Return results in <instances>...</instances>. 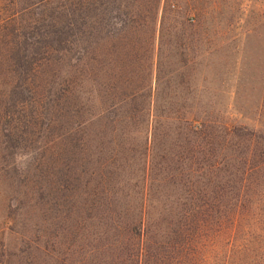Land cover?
Returning a JSON list of instances; mask_svg holds the SVG:
<instances>
[{
  "label": "trees",
  "instance_id": "1",
  "mask_svg": "<svg viewBox=\"0 0 264 264\" xmlns=\"http://www.w3.org/2000/svg\"><path fill=\"white\" fill-rule=\"evenodd\" d=\"M128 1L127 19L120 22L123 28L115 35L113 30L110 37L122 45L126 36L121 34L127 35L138 17L132 11L139 9L138 0ZM54 2L0 0V138L5 139L6 146L16 147L21 141V148L33 145V167L40 165L35 139L37 122L43 114L46 71L56 63L52 60L57 54L65 58L63 67H70L71 60L74 63L75 78L66 80L62 96L65 92L69 99L65 115H71L76 123L71 128L73 134L65 138V156H74L67 161L75 167L65 176L70 165L62 164L58 173L63 180L58 190L65 220L73 223L71 230L68 227V236L84 241L86 252L83 256L78 252L81 256L74 261L76 253L72 250L64 254L67 262L60 256L47 261L45 250L35 242L36 235L29 244L31 263L204 264L201 251L205 247L233 242L239 227H264L258 218L243 215L242 211L247 202L241 194L250 188L248 178L252 175L248 174L253 167L243 172L239 184L217 176L221 174L220 164L211 165L210 159L222 157V150H210L214 138L206 126H194L184 116L177 117L181 108L175 110L172 104L160 100L165 81V65L160 57L154 71V89L150 63L145 123H135L131 104L137 91L130 90L132 73L128 65L133 60L127 46L125 55L115 58L114 70L107 75L102 68L95 72L90 64L89 0H67L65 5L52 7ZM152 3L157 20L162 13L161 0ZM160 43L158 52L162 51ZM181 71L174 73L179 78L178 87L183 85ZM103 76L107 85H102ZM48 104L51 107L53 101ZM161 124L168 134L159 135ZM117 132L121 133L118 144L114 138L108 142L107 135ZM169 132H173L174 140L165 146ZM237 132L226 130L229 142L240 139L253 146L259 144V135L241 138ZM30 134L32 142L25 138ZM135 138L142 143L133 146ZM121 146L126 170L122 172L126 174L119 178L116 149ZM196 175L197 179H191ZM85 176L88 181H83ZM39 180L40 172L35 182ZM233 190L237 192L235 198L229 196ZM73 212L75 216H71Z\"/></svg>",
  "mask_w": 264,
  "mask_h": 264
},
{
  "label": "rangeland",
  "instance_id": "2",
  "mask_svg": "<svg viewBox=\"0 0 264 264\" xmlns=\"http://www.w3.org/2000/svg\"><path fill=\"white\" fill-rule=\"evenodd\" d=\"M66 2L55 0L52 7H60ZM128 3V0H89L90 64L93 70L102 68L107 75L115 69V58L125 55L124 45L127 46L130 60H133L128 65L132 73L130 90L133 92L136 88L137 91L131 104L136 114L134 122L143 123L150 63L153 62L151 86L154 89V71L160 57L165 65L160 100L169 102L175 110L181 108L177 117L184 116L194 126H206L214 138L210 150H222V157L210 159L211 165L214 162L220 164L221 174L217 176L239 184L243 172H249L253 167L254 171L248 174L252 176L247 177L250 188L241 194L247 202L242 211L243 215L264 223V0H161L162 13L158 14L157 20L152 13V0H138L139 9L132 10L138 17L133 20L134 28L127 35L121 34V37L126 36L122 45L110 37L113 30L115 35L117 29L123 28L120 22L127 19L125 8ZM159 43L162 51L159 49L158 52ZM75 54L71 55L73 60ZM52 61L56 63L44 77L43 114L37 122L35 139L40 148L36 156L40 165L33 167L36 160L31 159L25 162L26 167H22L16 161L17 155L35 154L33 145L21 148V141L16 147L6 146L5 139L0 138V264H32L29 244L35 241L36 235L35 242L45 250L47 261L58 256L65 260L64 254L68 250L76 253L74 261L81 256L78 252H82V256L84 250L86 252L84 241H74L68 236V227L71 230L73 223L65 220L66 211L60 205L58 190L63 180L58 173L62 164L70 165L64 171L65 176L75 167L67 161L74 156L70 153L71 157L65 156V138L73 134L71 128L76 123L71 120V115H65L69 99L65 92L62 96L66 80L75 78L74 63L71 60L70 67H63L65 58L60 54ZM181 68L184 79L183 85L178 87L179 78L174 73H179ZM104 83L107 85L103 76L102 85ZM92 86L97 88L95 84ZM49 101H53L51 107ZM179 102L182 105H177ZM233 129L241 138L251 134L260 136L259 144L253 146L240 139L229 142L226 130ZM34 132L31 129V133ZM158 133L168 134L163 124ZM172 134L169 132L165 146L172 144ZM108 135V142L114 138L118 144L121 133ZM25 138L29 142L34 139L32 134ZM133 143L137 146L142 141L135 138ZM116 150L117 171L121 178L126 174L122 172L126 171L123 170L124 155L121 157L124 151L122 146ZM39 172L40 180L36 183L35 176ZM85 177L83 181L88 178ZM229 196L235 198L237 192L233 190ZM71 216H75V212ZM249 226L247 229L239 227L231 243L205 247L201 251L204 264H264L263 224Z\"/></svg>",
  "mask_w": 264,
  "mask_h": 264
},
{
  "label": "clouds",
  "instance_id": "3",
  "mask_svg": "<svg viewBox=\"0 0 264 264\" xmlns=\"http://www.w3.org/2000/svg\"><path fill=\"white\" fill-rule=\"evenodd\" d=\"M34 155H35L34 153H30V154H27V155H24V156L17 155L16 156V161H17V163L20 166L26 167L27 164L25 162L26 161H30L33 158Z\"/></svg>",
  "mask_w": 264,
  "mask_h": 264
}]
</instances>
